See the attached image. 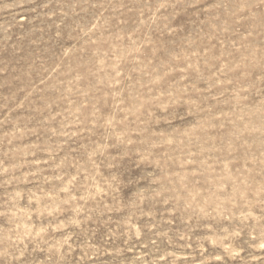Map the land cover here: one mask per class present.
<instances>
[{"label":"rangeland","instance_id":"374dc122","mask_svg":"<svg viewBox=\"0 0 264 264\" xmlns=\"http://www.w3.org/2000/svg\"><path fill=\"white\" fill-rule=\"evenodd\" d=\"M0 264H264V0H0Z\"/></svg>","mask_w":264,"mask_h":264}]
</instances>
